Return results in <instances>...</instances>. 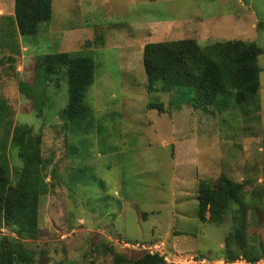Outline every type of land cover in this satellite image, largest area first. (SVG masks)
<instances>
[{
  "label": "rangeland",
  "instance_id": "obj_1",
  "mask_svg": "<svg viewBox=\"0 0 264 264\" xmlns=\"http://www.w3.org/2000/svg\"><path fill=\"white\" fill-rule=\"evenodd\" d=\"M13 12L14 0H0V27ZM262 20L264 0H54V17L37 35H0V98L8 103L14 125L42 132V156L49 161V192L39 220L44 232L36 241L63 247L50 255L49 264H115L116 255L135 259L145 248L165 255L168 263L227 264V224L199 220L197 188L200 181L215 183L222 172L236 182L261 176ZM186 38L204 46L256 42L263 51L258 97L233 103L215 117L180 105L172 94L148 92L144 46ZM95 39L97 46H85ZM63 52L94 58L96 79L86 101L96 124L89 130L62 128L65 71L56 89L48 79L42 116L32 107L35 100L20 93V82L34 75L36 57ZM43 84L34 82L38 100ZM151 103H164L166 112L150 110ZM9 154L20 167L16 152ZM260 182L248 187L247 200ZM248 217L250 236L264 243V214L251 208Z\"/></svg>",
  "mask_w": 264,
  "mask_h": 264
},
{
  "label": "trees",
  "instance_id": "obj_2",
  "mask_svg": "<svg viewBox=\"0 0 264 264\" xmlns=\"http://www.w3.org/2000/svg\"><path fill=\"white\" fill-rule=\"evenodd\" d=\"M2 17L6 18L5 15ZM53 17L54 0H14L12 18L8 17V23L1 25L0 35L35 36L41 24L50 22ZM259 26L264 28L263 20ZM85 44L91 47L97 46L98 42L95 39V42L90 40ZM262 53L256 42L242 40L214 42L206 46L194 38L150 42L143 49L147 90L172 94L180 100V105L188 104L194 111L217 117L234 108L233 103L240 105L258 97L262 72L259 57ZM9 60L14 63L12 55ZM33 67L31 79L20 82V93L35 100L36 107H32L40 116L45 103L49 102L46 93L48 79L55 83L56 89L63 76L68 86V100L60 111L62 128L89 130L96 124L86 101L96 79L93 57L66 52L47 54L36 57ZM36 80L44 81L46 87L39 100L35 96ZM148 108L160 114L166 112L164 103H151ZM42 142V132L35 133L27 124L14 125L8 103L0 98V264H49L50 255L63 248H55L54 241H36L44 232L39 221L40 209L42 198L49 192V161L42 156ZM10 151L16 152L20 167L12 164ZM260 173V178L254 182L247 178L236 182L222 172L215 183L200 181L198 184L199 220L218 226L227 224L223 242L227 264L264 261V243L250 236L251 220L248 217L251 208L264 214V159ZM259 179L261 182L253 189L252 200H247L248 187L256 185ZM3 230L9 235H4ZM150 244L154 246L156 243ZM109 249L114 250L111 246ZM126 249L134 250L131 247ZM140 250L141 255L135 259L116 255L114 263L175 264L168 263L166 256L158 252L152 253L147 248ZM195 260L200 263L206 259Z\"/></svg>",
  "mask_w": 264,
  "mask_h": 264
}]
</instances>
